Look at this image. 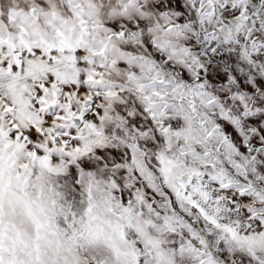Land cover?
<instances>
[{"label":"snow or ice","instance_id":"1","mask_svg":"<svg viewBox=\"0 0 264 264\" xmlns=\"http://www.w3.org/2000/svg\"><path fill=\"white\" fill-rule=\"evenodd\" d=\"M0 264H264V0H0Z\"/></svg>","mask_w":264,"mask_h":264}]
</instances>
